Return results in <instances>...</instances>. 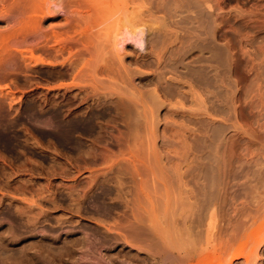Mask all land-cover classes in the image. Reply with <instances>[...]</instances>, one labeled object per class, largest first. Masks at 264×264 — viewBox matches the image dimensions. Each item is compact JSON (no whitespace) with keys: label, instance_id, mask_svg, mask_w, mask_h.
<instances>
[{"label":"rangeland","instance_id":"rangeland-1","mask_svg":"<svg viewBox=\"0 0 264 264\" xmlns=\"http://www.w3.org/2000/svg\"><path fill=\"white\" fill-rule=\"evenodd\" d=\"M0 13V264L50 232L84 242L76 264L143 251L154 264L163 242L164 264H264V0H0ZM55 108L93 129L60 141ZM28 203L51 215L13 247L4 231Z\"/></svg>","mask_w":264,"mask_h":264},{"label":"bare ground","instance_id":"bare-ground-1","mask_svg":"<svg viewBox=\"0 0 264 264\" xmlns=\"http://www.w3.org/2000/svg\"><path fill=\"white\" fill-rule=\"evenodd\" d=\"M49 9H51L50 6H49ZM47 11H48V9H47ZM48 12H51V11H48ZM0 16H1V13H0ZM144 24L138 25L137 27H135V29L130 30V33L131 34H135L137 32L142 33L143 32V27L146 25V24L145 25ZM149 30H150V32L153 33L151 28H149ZM74 32H76V37L74 38V36H71V38L72 39L74 38L76 43H74V41L72 39H70V40H72V42L70 41V43H74V44H72L74 47L79 45L80 42H82V44H84L83 42H85V41H84V38L81 37V33H82L81 30L80 31L79 30L76 31V29H75ZM51 33H53V35H55L54 32H51ZM149 34H151V33H149ZM155 36H157V35H155ZM158 36L156 37V39H157V41L160 42L161 36H160V38ZM154 40H155V38H154ZM78 42H79V44H78ZM152 42H153V40H152ZM114 44H117V42H114ZM59 45L57 44L56 46H54V45H52V46H53V48L55 50L56 49L58 50ZM66 46H67V44H66ZM61 47L59 48L60 50L63 49ZM31 51H32V48L28 50L29 54H31V55H29L30 58H32L31 56H33ZM69 52L72 53V50H69ZM20 53H21L23 58L27 59L26 55L24 54L23 51H20ZM74 54H77V53H74ZM170 57H171V55H170ZM166 59L171 64L173 62H175V61L170 62V60H168V58H166ZM158 60H162V59L159 58ZM164 60L165 59H163V61ZM158 66H159V64H158ZM173 66H175V65H173ZM163 67L166 69L167 68V64L162 66V68L160 67L159 68V72L162 71V69H164ZM95 69L96 68H94V70ZM94 70H93V72H94ZM96 70H95V72H96ZM83 71H84L83 68H80V69L78 68V71H77V73H75L74 77L75 78H79L82 75L81 73H83ZM98 71H100V70H97V72ZM100 73H102V71L99 72V74ZM157 74H158V72H157ZM107 75H109L108 72H107ZM157 78H158V75H157ZM160 78L161 77L159 76V79H158L159 84L161 83L160 82ZM146 79L148 80V76L146 77ZM151 79H154V77L151 76ZM162 79H163V76H162ZM152 82H154V80H152ZM81 83L83 84L85 82L81 81ZM72 85L76 86L78 88L79 93L82 95V100H87L89 98L88 96L84 95L85 93L88 92V89L85 88L84 86H82L80 84V82L79 83H73ZM98 100H99V98H98ZM102 113H104V111L101 112V114ZM49 117H50V120L48 121V124L54 125L53 127L55 129V134H56V136H58L59 140L62 141V142H69V141L77 142L76 139L82 137V136H80L82 132H86V133L90 132L93 129V126H94V123H93L92 119L91 118H86V117H84V118H75L71 122H65L64 119L62 118L63 117L62 116V112L58 108H55L53 110L52 114L50 113ZM10 123H12V122L10 121ZM29 183H30V181L27 180L24 183L19 184L18 189H22V190L29 189ZM50 188H52L51 193L48 194V195H44L42 197L44 199H48V201H50V203L53 206V208H55V199H53L51 195L53 194V191L58 190L59 187L56 186L54 188V187H52L50 185ZM53 188H54V190H53ZM100 201H101L100 200V196H98V195L95 196V198L93 199V205L96 206L97 211L96 210L95 211L99 215H104L106 213V211L104 209H101V204H100L101 202ZM36 203L35 204H29L28 203L27 206H19L17 208L16 216L18 218H20V220L18 221L19 225L15 227V226H11V224L8 223V226L5 229L4 234H3L4 235L3 237H5L3 239L7 240L9 245L15 247L18 244V241L22 240L23 237H25V236H23L22 232L31 230L33 227L36 226V224H39V223H41L43 221H46L48 219V216L51 215V213L48 212L46 209L42 208V206H38V207L34 208L33 206H36ZM73 211L79 212V207L76 205L74 207ZM72 219L73 218L62 219L60 217H56L55 221L59 222V223H63L64 221H70ZM0 222H1V220H0ZM98 223H99V226L105 228V230L109 231L111 229V228L107 227L106 225H104L101 222H98ZM135 224H136L135 227H133V229L131 231H129V233H131L130 237L133 240L136 239L137 241L144 243L145 242L144 229H143L142 225L138 221ZM46 233H48V232H46ZM26 236L27 237H32L31 233L27 234ZM39 236H40L39 239H36V241L30 242L31 244H28V245H26L24 247H20L19 249L14 251L15 256H17V260L15 261L14 264H19L20 261H23L21 264H23V263L24 264H51V263L52 264H76V250L78 248L82 247V245L84 243L82 240H79V239L73 237V235L71 233H68V232H66V233H62V232L52 233V232H50V234H41ZM6 238H8V239H6ZM104 240L105 239L102 238L100 240V242L102 243ZM118 240H119L118 237H116L115 238V243ZM126 241H127V239L124 240L125 243H126ZM157 242H158V240H155V242H153V241L151 242V240H149V243L148 242L147 243L149 244L148 246L150 247L151 245H155ZM32 243L35 244V245L33 246ZM163 244H164V242L162 243V245L161 244L159 245L160 248L158 246V247H156V249L153 250V252L155 250L157 251L154 254H151L153 252L150 251L151 253H150L149 257L150 256H154V258H153L154 262H151V263L155 264V260H157V262L159 261L157 264H164L163 261H161V258L160 259L157 258V256L160 257L161 253H163V252L168 253L166 251L168 249L166 243H165V245H166L165 247L166 248L165 249L163 248L165 251L162 250L163 252L162 251L160 252V249L164 246ZM150 248H151L150 250H152L154 247L152 246ZM143 250H145V249H143ZM143 252L137 253L135 258L137 257V261L141 262V264H147L146 260L148 259V257L146 255H142ZM169 254H170V252H169ZM171 254H172V252H171ZM163 255H165V253H163ZM177 255H176L175 260L174 261L172 260L171 264H178ZM166 256L167 255H165V257ZM57 257H59V260H61V261L58 262V263H53V261ZM109 260H110L109 261L110 264L114 263L113 257H110ZM250 260L251 259H249L248 263H250ZM251 263H252V261H251Z\"/></svg>","mask_w":264,"mask_h":264}]
</instances>
